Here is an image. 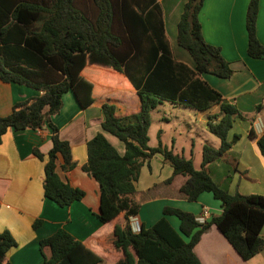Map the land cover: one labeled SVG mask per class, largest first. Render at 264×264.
<instances>
[{"label":"trees","instance_id":"trees-1","mask_svg":"<svg viewBox=\"0 0 264 264\" xmlns=\"http://www.w3.org/2000/svg\"><path fill=\"white\" fill-rule=\"evenodd\" d=\"M202 4L203 0H186L176 25V44L190 56V68L173 58L157 0H0V81L38 93L15 103L7 116L0 117V142L9 129L35 131L44 125L50 129L51 149L43 168L45 199L64 208L84 196L55 172L58 158L62 171L76 167L69 143L60 140L51 122L61 109L62 96L73 92L81 107L93 102L92 94L103 91L127 88L137 96V112L125 116L115 115L110 100L101 105V131L123 144V154L100 132L87 142L86 163L81 168L99 187V223L116 224L120 216L125 221L123 227L115 225L103 241L122 253L115 264H201L193 248L210 226L243 261L264 250L260 237L264 196L230 194L207 170L238 140L235 135L227 141V134L240 113L201 79L204 74L224 80L232 75L220 49L202 37L198 20ZM257 12L258 0H249L246 54L264 60V46L256 35ZM162 101L199 112L218 107L206 128L219 140V147H202L199 169L160 142L155 148L148 146L150 112ZM248 136L255 139L252 129ZM256 147L264 159V133L256 138ZM32 154L43 160L36 147ZM155 155L172 169L166 183L176 175L186 177L179 189L184 198L195 202L208 193L220 203V214L199 224L192 214L165 207L151 227L141 225L133 232L129 218L138 215L139 206L131 197L141 168ZM169 216L178 220L177 231L168 223ZM40 223L36 220L32 228ZM14 246L12 236L0 232V264H9L6 253ZM39 250L43 264H104L63 229L40 240Z\"/></svg>","mask_w":264,"mask_h":264},{"label":"crops","instance_id":"crops-1","mask_svg":"<svg viewBox=\"0 0 264 264\" xmlns=\"http://www.w3.org/2000/svg\"><path fill=\"white\" fill-rule=\"evenodd\" d=\"M185 2L186 0H157L173 58L192 68L190 56L176 44V25ZM248 2L249 0H203L198 15L204 41L220 49L221 56L232 70L229 79H219L209 74L202 75L201 79L240 113V116L234 118L227 134V141L230 142L235 135L239 136L238 140L219 160L211 163L207 170L213 181L226 188L230 194L264 196V159L256 147V138L264 133V60L251 59L246 54L245 13ZM256 35L264 46V0H258ZM102 93L92 94L93 102L81 107L73 92L68 91L61 98V109L51 117L60 140L69 143L72 159L76 163L74 169L64 172L58 158L55 172L63 183L84 193L80 201L73 202L68 207H59L43 197V168L46 155L51 149L50 129L46 125L35 131L9 129L1 137L0 232L7 231L15 241V246L6 253L9 264H43L39 241L58 229L65 230L98 255L104 264H115L122 258L119 250L103 244V241L115 225L123 227L125 221L120 216L116 224L99 223V187L81 168L86 163L87 142L95 134L103 133L100 127L103 120L102 103L110 100L115 106V115L125 116L137 112V96L127 88ZM37 94L24 86L0 81V117L7 116L15 103ZM217 113V106L198 112L199 122L204 124L206 131L208 119ZM214 122L217 119L212 121ZM251 129L255 139L248 136ZM162 131L161 127L158 134ZM103 135L118 154L122 155L123 144L107 133ZM33 147L42 154V161L33 156ZM171 175L172 169L163 163L159 155L153 156L141 168L135 193L131 197L139 206L137 217L141 225L151 227L162 217V209L165 207L190 213L195 220L202 217L205 209L207 215L203 216V222L220 214V203L208 193L201 194L195 202H188L179 192L186 177L176 175L166 183ZM166 219L177 231L178 220L171 216ZM36 220L41 223L37 229H33L32 225ZM260 237L264 240V226ZM193 253L201 264H264V250L248 261H243L215 226H210L201 235Z\"/></svg>","mask_w":264,"mask_h":264},{"label":"rangeland","instance_id":"rangeland-1","mask_svg":"<svg viewBox=\"0 0 264 264\" xmlns=\"http://www.w3.org/2000/svg\"><path fill=\"white\" fill-rule=\"evenodd\" d=\"M198 112L166 101L160 102L150 112L148 146L155 148L161 141L163 147L175 155L191 159L193 167L199 169L202 147L217 149L219 140L207 132L204 124L199 122ZM161 127L163 131L159 135Z\"/></svg>","mask_w":264,"mask_h":264},{"label":"built area","instance_id":"built-area-1","mask_svg":"<svg viewBox=\"0 0 264 264\" xmlns=\"http://www.w3.org/2000/svg\"><path fill=\"white\" fill-rule=\"evenodd\" d=\"M207 215V211L204 209L203 212H202V217L200 216L199 218L196 219V221L199 223V224H203V216H206ZM129 225H130V228L133 232H137L139 231L140 227H141V223H140V220L137 216H133V217H130L129 218Z\"/></svg>","mask_w":264,"mask_h":264}]
</instances>
